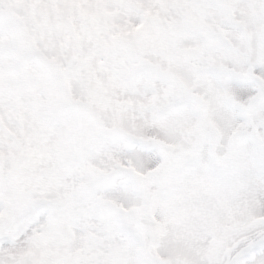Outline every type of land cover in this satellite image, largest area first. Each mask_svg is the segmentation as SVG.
I'll list each match as a JSON object with an SVG mask.
<instances>
[{
  "label": "snow or ice",
  "instance_id": "obj_1",
  "mask_svg": "<svg viewBox=\"0 0 264 264\" xmlns=\"http://www.w3.org/2000/svg\"><path fill=\"white\" fill-rule=\"evenodd\" d=\"M0 264H264V0H0Z\"/></svg>",
  "mask_w": 264,
  "mask_h": 264
}]
</instances>
